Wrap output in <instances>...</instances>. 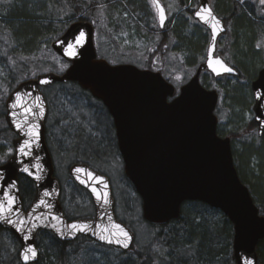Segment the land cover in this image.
<instances>
[{
    "label": "water",
    "instance_id": "water-1",
    "mask_svg": "<svg viewBox=\"0 0 264 264\" xmlns=\"http://www.w3.org/2000/svg\"><path fill=\"white\" fill-rule=\"evenodd\" d=\"M152 2L158 26L163 29L167 21L165 9L159 0ZM159 9H163V26ZM202 9H209L211 17L218 21L215 38L211 17L205 22L197 16ZM193 18L208 29L210 39L205 61L180 87L178 94L159 72L140 70L132 65L112 66L97 59L93 26L88 21L79 20L71 23L50 45L56 55L69 63V67L62 74L49 72L23 81L7 95L4 119L16 138L12 141V154L0 165V205L5 209L0 212V229L9 232L19 243L17 257L21 264L38 261L40 254L36 236L40 231L53 233L62 243L74 242L82 236L123 252L134 244V233L116 219L108 178L85 164L71 165L68 175L89 194L94 216L69 221L64 217L59 203L60 184L54 177L52 159L45 142L47 104L40 89L67 82L76 83L99 100L112 118L124 176L141 199V214L145 222L167 224L178 220L184 202H200L220 211L232 224L233 263L258 264L256 249L264 239V217L259 215L249 190L242 184L234 167L230 139L217 135L214 110L218 94L215 90H206L199 82L202 71L210 72L214 78L237 75L220 56H215L217 40L226 28L212 11L208 0H200ZM81 32L85 34L83 45L75 49L74 56L67 55L68 44L73 43ZM215 60H220L232 71L223 72ZM213 67L219 74L213 72ZM250 89L254 123L261 135L264 130V99H257V96L264 97V68L258 72ZM25 109H31V115L26 114ZM20 125H23L22 130ZM30 125L36 126L35 140L28 135ZM26 140L30 142V148L24 155L20 149ZM77 168L85 172L77 173ZM89 172L93 174L91 180L87 176ZM20 177L30 180L35 189L26 209L19 190ZM97 194L101 199H97ZM9 200L12 201L11 211L7 210ZM72 224L87 227L81 232L70 229L68 226ZM114 225L127 233V247L122 246L124 236L112 235L117 232ZM105 229L107 231H103ZM100 235L106 239L100 240ZM28 248L36 252L35 257L26 252Z\"/></svg>",
    "mask_w": 264,
    "mask_h": 264
},
{
    "label": "trees",
    "instance_id": "trees-1",
    "mask_svg": "<svg viewBox=\"0 0 264 264\" xmlns=\"http://www.w3.org/2000/svg\"><path fill=\"white\" fill-rule=\"evenodd\" d=\"M175 1L182 9L188 4L186 0ZM191 2L195 5L198 0ZM116 4L126 5L135 14L146 13L143 8L145 3L142 1L139 3L137 0H0V156L7 151V147L12 148L11 142L16 137L4 121V101L7 94L18 83L44 73V70L46 72L54 70V65L44 59V52L51 50L50 44L65 32L69 24L77 20L91 22L95 13L103 9H111L114 13ZM210 4L225 26H231L235 30L233 37L234 39L236 37L241 49L245 51L241 53V62L237 61L233 66L238 73L237 77L211 79L218 84L219 94L228 100V109L231 112L252 113L250 83L256 78L259 70L264 68V57L255 56L251 50L257 51L259 48L260 40L257 39L261 36L262 28L257 21L264 22V4L261 0H210ZM192 13V10L186 8L184 10L186 17L177 16V22L172 26L170 35H162L159 48L148 54L144 69L152 70L151 63L158 58L169 37L174 38L187 54L191 53L188 57L189 65L196 68V64L193 63L195 53L204 55L208 32L193 20ZM138 18L141 21L142 18L139 16ZM219 54L222 57L224 55L223 52ZM156 71L164 75L162 67ZM231 79L234 82H231ZM202 84L209 88L206 79ZM69 86L93 102L95 108L104 112L111 126V135L114 137L113 126L106 109L88 92L81 90L76 83H57L41 89L47 105L53 98V88ZM2 88H5L4 92L1 91ZM217 133L221 137L230 138L238 176L249 189L259 214L264 216V186L261 182V174H264V132L262 136H258L252 120L242 131L223 133L217 129ZM4 139L8 142L5 143ZM254 139L259 142L258 145L253 143ZM45 140L51 154L46 128ZM237 141L242 146L239 151L235 149ZM98 145L92 142V147L100 153L102 152L100 146L103 143ZM114 146L116 149V145ZM93 158L98 159V156L93 155ZM72 163H86L96 169L87 160H75ZM19 184L23 201L28 205L34 195V185L23 177L19 179ZM65 216L69 218L66 213ZM88 217L82 215L76 218ZM140 219L146 227L145 233H142L143 243L140 245L135 242L127 252L96 244L86 237H79L71 243H62L50 232H39L36 242L40 256L34 264H233L231 259L233 227L218 210L200 202H185L178 220L164 225H152L145 222L142 217ZM2 231L0 229V234ZM108 252L111 255L107 254ZM257 256L258 264H264V240L257 245ZM17 264H20L19 260Z\"/></svg>",
    "mask_w": 264,
    "mask_h": 264
},
{
    "label": "rangeland",
    "instance_id": "rangeland-1",
    "mask_svg": "<svg viewBox=\"0 0 264 264\" xmlns=\"http://www.w3.org/2000/svg\"><path fill=\"white\" fill-rule=\"evenodd\" d=\"M137 1L145 3L143 8L146 13L137 12L135 14L126 5L116 4L114 5L115 10L112 9L114 13L111 9H103L97 11L91 19L90 23L95 29L94 45L97 57L108 60L112 66L132 65L138 69H144L148 54L159 48L162 35H170L172 26L177 22V16L186 17L184 10L187 8L193 11L199 3L198 0L197 4L193 5L191 0H186L188 4L182 9L175 0H160L168 16V21L161 31L157 25L151 0ZM124 9L128 11H123ZM138 16L142 18L141 21ZM257 22L262 28L261 36L257 39L260 43L258 50H251V52L257 57L260 55L264 57V22ZM234 35L235 30L227 26L226 33L218 39L216 52L218 55L219 52H223L225 61L231 66H234L237 61L241 62V53H245L244 49H241L240 42H237L236 37L234 39ZM168 39L160 50L158 58L151 63V68L156 71L162 67L163 77L177 88L190 79L194 73V67L189 65L188 57L191 53L187 54L186 50L181 49L174 38L169 37ZM248 53H250L249 50ZM195 54L193 63L198 66L203 56ZM44 59L54 65L53 72L58 74L63 73L69 65L51 50L44 52ZM205 79L209 82L210 89L218 91V84L213 82L209 75L202 76L201 84ZM243 80L244 78L241 79ZM231 82L234 80L231 79ZM1 91L4 92L5 88ZM53 92V98L48 103L45 128L50 151L52 150L54 175L61 185L60 203L64 212L69 218L82 215L89 216L88 218L93 217L90 197L86 192L79 190L68 176V168L73 164L72 162L87 160L96 168L95 170L109 179L115 201V215L134 233V243L141 245L143 243L142 233H145L146 227L140 219V200L123 176L122 162L117 155L114 146L116 144L113 143L115 139L111 135L108 117L101 109L95 108L93 102L74 91L70 86L53 88ZM215 115L218 118V129L223 133L242 131L253 120L252 113L231 112L228 109V100L224 99L221 94H219ZM4 142L8 141L4 139ZM92 142L96 145L103 143L100 146L102 152H97L95 147H92ZM253 143L259 144L256 139ZM241 147V143L237 141L235 149L239 151ZM6 149L3 156H0V164L12 154V148L7 147ZM93 155H97L98 159L93 158ZM261 176L264 186V174ZM18 251L19 244L15 238L7 231H2L0 234V264H17ZM107 254L111 255L110 252Z\"/></svg>",
    "mask_w": 264,
    "mask_h": 264
},
{
    "label": "snow or ice",
    "instance_id": "snow-or-ice-1",
    "mask_svg": "<svg viewBox=\"0 0 264 264\" xmlns=\"http://www.w3.org/2000/svg\"><path fill=\"white\" fill-rule=\"evenodd\" d=\"M154 2H155V0H154ZM261 3L264 4V0H261ZM155 6L157 8H159L158 4H156ZM197 16L199 17V19L207 22L208 18L211 17V12H210L209 9H202L201 13H197ZM159 18H160L161 25L163 26V21H164L163 9H159ZM211 19H212V22H213V38H215V35H216L215 28L218 25V21H216L214 17H211ZM84 40H85V34L83 32L79 33V35L74 38V42L68 44V49H67L66 54L70 55V56H74L76 54L75 49L77 47H79V46H82L83 43H84ZM215 64L219 65L220 69H222V71L225 72V73H229V72L232 71L231 68L225 67L221 63L220 60H215ZM210 66H211V64H210ZM213 72H217V69L215 67H213ZM217 74H219V72H217ZM41 82L42 83H47V81H41ZM36 99L39 100V97H37ZM257 99H264V97L257 96ZM13 107H17V105H13ZM36 107H39V105H36ZM25 112H26V114L31 115V109H25ZM25 123H28V122L25 121ZM19 127L22 130L23 125H20ZM35 128H36L35 125H30V129H29L28 135L31 137L32 140H35V138L37 136ZM29 148H30V142L26 140L24 142L23 146L21 147L20 151H21L22 154L27 155L26 149H29ZM37 167H39V166L37 165ZM24 171L27 172L28 169H24ZM75 171L77 173H84L85 172V170L81 169V168H77V169H75ZM29 174L31 175V173H29ZM87 176H88V178L90 180L93 179V174L92 173H90V172L87 173ZM97 182H100V181L97 179ZM81 183H85V181L81 180ZM13 187H15V185H13ZM93 191L95 192V189H93ZM44 195L47 196L48 193H45ZM97 199L98 200L101 199L99 194H97ZM41 203H43V201ZM11 204H12V201L9 200L8 201V209H7L8 211H11ZM4 210L5 209H4L3 205H0V212H3ZM9 223H11V221H9ZM21 223H23V221H21ZM68 227L70 229H72V230H79V231L83 232V231H85L87 225L79 226V225H76V224H72V225H69ZM113 227L117 229V232H113L112 235L115 236V235L119 234L121 236H124L125 237V241L122 244V246L123 247H127L128 246L127 245V233H125L122 229H120L118 225H114ZM103 231H107V230L105 229ZM99 239L103 241V240L106 239V237L104 235H100ZM108 242L112 243V240H109ZM116 242L120 243L119 240H117ZM26 252L27 253H31V255L33 257L36 256V252L32 248H28L26 250ZM24 259H25V261H27V259H28L27 255H25Z\"/></svg>",
    "mask_w": 264,
    "mask_h": 264
},
{
    "label": "flooded vegetation",
    "instance_id": "flooded-vegetation-1",
    "mask_svg": "<svg viewBox=\"0 0 264 264\" xmlns=\"http://www.w3.org/2000/svg\"><path fill=\"white\" fill-rule=\"evenodd\" d=\"M113 129H114V127H113Z\"/></svg>",
    "mask_w": 264,
    "mask_h": 264
}]
</instances>
